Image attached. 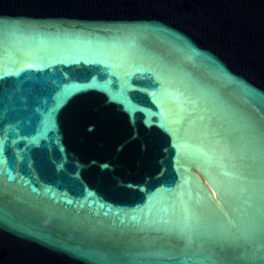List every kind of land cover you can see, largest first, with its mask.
Returning a JSON list of instances; mask_svg holds the SVG:
<instances>
[{
	"label": "water",
	"instance_id": "95a60500",
	"mask_svg": "<svg viewBox=\"0 0 264 264\" xmlns=\"http://www.w3.org/2000/svg\"><path fill=\"white\" fill-rule=\"evenodd\" d=\"M0 264H264V0H0Z\"/></svg>",
	"mask_w": 264,
	"mask_h": 264
},
{
	"label": "bare ground",
	"instance_id": "6f19581e",
	"mask_svg": "<svg viewBox=\"0 0 264 264\" xmlns=\"http://www.w3.org/2000/svg\"><path fill=\"white\" fill-rule=\"evenodd\" d=\"M197 178H199V176ZM204 185L208 189V191L212 194V196L214 197V195H213L211 189L209 188V186L205 182H204Z\"/></svg>",
	"mask_w": 264,
	"mask_h": 264
}]
</instances>
